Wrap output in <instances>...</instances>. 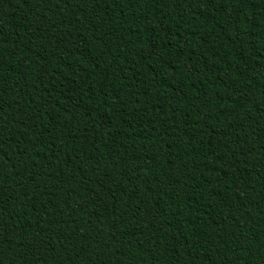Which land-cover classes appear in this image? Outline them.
I'll use <instances>...</instances> for the list:
<instances>
[{
    "label": "trees",
    "instance_id": "trees-1",
    "mask_svg": "<svg viewBox=\"0 0 264 264\" xmlns=\"http://www.w3.org/2000/svg\"><path fill=\"white\" fill-rule=\"evenodd\" d=\"M0 264H264V0H0Z\"/></svg>",
    "mask_w": 264,
    "mask_h": 264
}]
</instances>
